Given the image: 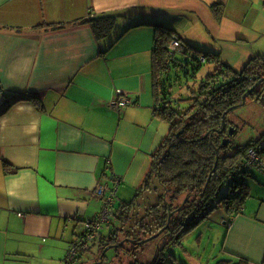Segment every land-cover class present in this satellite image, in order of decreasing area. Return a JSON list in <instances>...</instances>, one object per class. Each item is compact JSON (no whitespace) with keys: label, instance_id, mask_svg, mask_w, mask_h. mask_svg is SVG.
<instances>
[{"label":"crops","instance_id":"1","mask_svg":"<svg viewBox=\"0 0 264 264\" xmlns=\"http://www.w3.org/2000/svg\"><path fill=\"white\" fill-rule=\"evenodd\" d=\"M217 2L223 3L220 20L211 8ZM208 3L221 22L226 1ZM191 5L192 0H0V264H37L39 257L43 264H68L62 258L78 229L103 208L96 189L114 193L111 211L137 193L170 131L154 112L155 98L143 100L144 83L152 79L154 24L177 32L174 16ZM91 12L115 17L108 37L98 38L88 22L70 23ZM53 23L67 24L42 26ZM128 25L134 27L124 31ZM208 50L222 55L221 48ZM32 94L37 101L15 103ZM120 97L131 99L130 105L113 107ZM5 162L17 171L6 173ZM246 183L242 211L226 216L230 224L224 221L225 244L230 264H264V170L253 168ZM105 228L94 241L100 252V238L111 232ZM83 252L70 264H80Z\"/></svg>","mask_w":264,"mask_h":264},{"label":"trees","instance_id":"2","mask_svg":"<svg viewBox=\"0 0 264 264\" xmlns=\"http://www.w3.org/2000/svg\"><path fill=\"white\" fill-rule=\"evenodd\" d=\"M222 5V2L211 5L218 20L222 17ZM77 22L90 23L97 37L103 38L110 35L115 17L91 12L88 17L70 23ZM66 24L42 26L56 29ZM154 26V112L170 124V131L152 155L150 170L136 194L140 198L131 202L123 201L117 210L112 211L108 224L113 223L114 215H120L122 224L112 228L109 235L100 238L101 252L106 245L123 240L118 238V230L122 231L130 217L134 218L135 214L142 216L138 219L135 217L139 222L147 221L146 225L143 223V232L148 238L165 233L169 237L168 245L181 244L183 237L210 217L218 207L225 208L227 217L240 213L249 195L246 177L253 168H264V130L260 136L252 138L248 143L234 145L228 132L232 123L229 124L227 119L229 109L234 105L240 106L244 101V94L254 85L256 87L246 98V102L251 97L264 106V55L251 57L241 70H236L222 61L219 52L204 50L184 40L172 27L161 22ZM132 27L134 26H125L124 31ZM121 35L122 33L119 36ZM175 39L180 42V47L172 50L170 44ZM177 51L185 54L186 61L177 58ZM205 63L215 65L214 70L200 80H195L188 90L174 89L178 87L177 82L182 73L187 80L195 78L197 70ZM21 100L37 101L38 96L32 94L22 97L15 103ZM181 102H186V105ZM15 103L8 104L7 110ZM227 137V143L224 144ZM251 149L258 152L260 163L247 169L245 164ZM4 170L6 173L17 171L8 162H5ZM223 188H226V193L220 197ZM154 193L156 200L152 199ZM143 196L145 204L140 202ZM137 208L142 211H137ZM226 222L230 224V219ZM133 226L136 225H131L132 228ZM84 232L82 230L70 242L66 257L72 244L78 242ZM148 238H141L129 229L124 240H131L135 245ZM84 250L83 247L79 248L76 258ZM161 252L157 254V258L161 257Z\"/></svg>","mask_w":264,"mask_h":264},{"label":"rangeland","instance_id":"3","mask_svg":"<svg viewBox=\"0 0 264 264\" xmlns=\"http://www.w3.org/2000/svg\"><path fill=\"white\" fill-rule=\"evenodd\" d=\"M225 1L226 9L221 22L210 10L207 0H192L193 5L186 7L184 12L173 17L174 27L182 36L200 43L204 50H208L209 46L219 50L221 48L222 61L236 70H241L251 57L257 55L258 51L264 52V36L261 35L263 31H260L264 26V0ZM176 55L183 62L187 59L181 51H177ZM214 67L213 64L205 63L197 70V76L188 80L182 73L181 79L177 82L178 87H174V89L176 91L188 90L195 80L198 81L207 73L212 72ZM143 92L145 94L143 100L148 101L155 98L151 78L149 81H145ZM181 104L186 105V102H181ZM227 119L229 124L232 123V126L237 130L232 135L229 133L232 143L234 145L246 144L252 138L260 136L261 131L264 130V106L250 97L244 105L231 110ZM225 193L226 188H223L219 196H224ZM136 194L127 197L128 199H124V201L137 200L140 197ZM152 199L156 200L155 193L152 194ZM140 200L141 204H145L144 196ZM119 204L120 201L115 207L116 210ZM136 210L142 211L140 208ZM119 216L112 217L113 223L106 226H110V229L121 226L122 219ZM134 216L137 219L142 218L140 214ZM226 216L225 208L218 207L210 217L184 236L180 245L173 246L167 244L169 237L165 233L151 238L145 236L143 229L147 221L139 222L135 217H130L127 226L122 231L118 230V238L124 239L130 229L139 237L148 238V240L135 245L132 241L112 247H107V245L102 252L99 251L98 244L91 242L90 248L83 252V261L80 263L93 261L97 264H153L154 262L155 264H230V249L225 244L228 229L227 224L224 223ZM131 225L136 226L132 228ZM106 226L102 227V230L105 229L104 232H108ZM82 230L84 227L80 226L78 232L80 233ZM132 236L130 235V237ZM43 243L45 244V242ZM160 251H162L161 257L157 258ZM62 260H66V256ZM36 261L37 264L45 262L44 257H39ZM62 263L65 264V262Z\"/></svg>","mask_w":264,"mask_h":264},{"label":"built area","instance_id":"4","mask_svg":"<svg viewBox=\"0 0 264 264\" xmlns=\"http://www.w3.org/2000/svg\"><path fill=\"white\" fill-rule=\"evenodd\" d=\"M178 47H180V42L178 40H173L170 44V48L172 50H176ZM131 99L128 97H120L117 100H114L111 105L116 108H122L127 105H130ZM260 163V157L258 155V152L254 149H251L248 154V160L246 162V168H253L256 165ZM263 168V167H261ZM260 168V169H261ZM264 170V168H263ZM96 194L104 199V205L100 212V214L94 218L89 219L84 222V235L80 240L74 244H72L70 248V252L68 256L66 257V261H68L70 264V261L75 259L76 255L78 254L79 248L83 247L85 249H89L90 243L95 241L98 237H100V232L102 230V227L105 224L110 223L111 221V208L113 207L114 203V193L108 194L106 192V189L103 187L96 189Z\"/></svg>","mask_w":264,"mask_h":264},{"label":"water","instance_id":"5","mask_svg":"<svg viewBox=\"0 0 264 264\" xmlns=\"http://www.w3.org/2000/svg\"><path fill=\"white\" fill-rule=\"evenodd\" d=\"M256 87V85H254V87H252L251 89H249L245 94H244V101L241 103V105H244L245 103H246V98L252 93V91H253V89ZM239 105H234V106H232L230 109H229V111H231V110H233L234 108H236V107H238ZM226 115V114H225ZM225 115H224V117H225ZM229 133H230V135H232V134H234V132L236 131V128L234 127V126H229ZM227 140H228V138H225L224 139V144H226L227 143ZM91 264H95V263H91Z\"/></svg>","mask_w":264,"mask_h":264},{"label":"flooded vegetation","instance_id":"6","mask_svg":"<svg viewBox=\"0 0 264 264\" xmlns=\"http://www.w3.org/2000/svg\"><path fill=\"white\" fill-rule=\"evenodd\" d=\"M125 239V238H124ZM121 240V241H118V242H114V243H110V244H108V246L107 247H112V246H118V245H123L126 241H128V240ZM131 241V240H130ZM133 244H134V242H133ZM105 246V247H106Z\"/></svg>","mask_w":264,"mask_h":264}]
</instances>
